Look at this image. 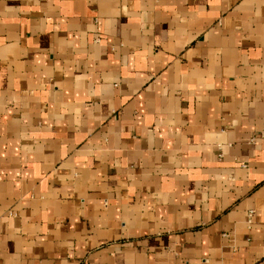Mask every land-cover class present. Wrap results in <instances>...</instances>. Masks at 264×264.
Masks as SVG:
<instances>
[{"label": "crops", "instance_id": "0c3cea01", "mask_svg": "<svg viewBox=\"0 0 264 264\" xmlns=\"http://www.w3.org/2000/svg\"><path fill=\"white\" fill-rule=\"evenodd\" d=\"M0 264H264V0H0Z\"/></svg>", "mask_w": 264, "mask_h": 264}, {"label": "built area", "instance_id": "2783aa9c", "mask_svg": "<svg viewBox=\"0 0 264 264\" xmlns=\"http://www.w3.org/2000/svg\"><path fill=\"white\" fill-rule=\"evenodd\" d=\"M10 215H11V214H10ZM251 216H252V212H250V213L248 214V223H250Z\"/></svg>", "mask_w": 264, "mask_h": 264}]
</instances>
